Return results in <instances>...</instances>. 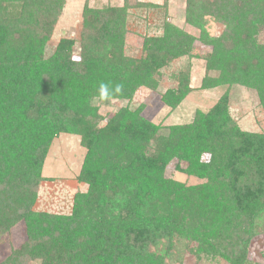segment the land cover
<instances>
[{"label": "trees", "instance_id": "obj_1", "mask_svg": "<svg viewBox=\"0 0 264 264\" xmlns=\"http://www.w3.org/2000/svg\"><path fill=\"white\" fill-rule=\"evenodd\" d=\"M87 1L76 59L71 40L44 56L65 0H0V238L19 222L26 233L0 264H183L187 255L249 264L247 247L264 234V135L229 118L227 94L189 124L161 128L142 107H123L100 126L98 88L123 84L113 100L154 90L158 70L191 57L197 40L211 47L200 89L248 87L264 109V0H186L198 38L164 24L161 36L143 39L139 59L123 54L126 6L98 11ZM207 18L223 27L218 36ZM191 91L179 78L161 100L175 108ZM62 134L79 138L77 180L87 189L74 194L69 215L35 212L43 164ZM173 160L204 181L166 178Z\"/></svg>", "mask_w": 264, "mask_h": 264}, {"label": "rangeland", "instance_id": "obj_2", "mask_svg": "<svg viewBox=\"0 0 264 264\" xmlns=\"http://www.w3.org/2000/svg\"><path fill=\"white\" fill-rule=\"evenodd\" d=\"M86 0H65L61 14L53 27L52 34L45 47L44 56L49 57L61 40L73 41L72 51L76 58L79 51V34L81 30L84 5ZM87 6L101 11L103 8H125L123 27V54L127 58L139 59L143 56L142 44L146 37H159L163 34L164 24H170L177 30L197 39L199 31L185 22L186 0H88ZM205 29L210 36H218L223 27L207 18ZM102 23L108 24L109 18L103 16ZM115 24L108 26L110 34ZM99 41L102 26L99 28ZM113 34V33H112ZM258 41L264 44V32ZM193 55L168 62L157 73V87L154 90L139 88L129 100H113L98 103L100 126L119 108L130 110L141 108L142 117L154 125L167 128L175 125L189 124L197 112L208 113L220 99L227 94V113L240 130L248 133L264 135V109L260 105L258 93L248 87L238 85H221L211 89H200L205 72V60L211 54V47L195 41ZM187 78L192 91L175 108H170L161 100V95L175 88L179 78ZM164 132V130H162ZM84 157V149L75 135L62 134L51 143L48 155L42 167V181L38 188L37 200L33 206L35 212H47L56 215L71 213L73 196L87 189L85 183L79 182L77 176ZM207 156L202 158L207 161ZM186 161L173 160L165 170L164 176L186 185L202 183L195 176L184 172ZM26 240L25 226L16 224L9 234L0 238V262L13 249L18 248ZM246 259L249 264H264V234L255 236L247 247ZM183 264H226L224 259L196 260L194 256L184 257Z\"/></svg>", "mask_w": 264, "mask_h": 264}, {"label": "clouds", "instance_id": "obj_3", "mask_svg": "<svg viewBox=\"0 0 264 264\" xmlns=\"http://www.w3.org/2000/svg\"><path fill=\"white\" fill-rule=\"evenodd\" d=\"M79 59V58H76ZM123 84H115L111 82L100 83L98 88V99L101 102H109L114 96L120 94L123 91Z\"/></svg>", "mask_w": 264, "mask_h": 264}]
</instances>
